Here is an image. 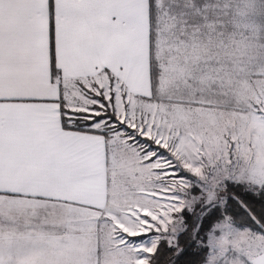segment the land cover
<instances>
[{
    "label": "snow or ice",
    "instance_id": "1",
    "mask_svg": "<svg viewBox=\"0 0 264 264\" xmlns=\"http://www.w3.org/2000/svg\"><path fill=\"white\" fill-rule=\"evenodd\" d=\"M0 264H264V0H0Z\"/></svg>",
    "mask_w": 264,
    "mask_h": 264
}]
</instances>
